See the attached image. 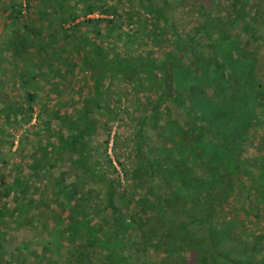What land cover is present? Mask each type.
Listing matches in <instances>:
<instances>
[{
    "label": "trees",
    "instance_id": "obj_1",
    "mask_svg": "<svg viewBox=\"0 0 264 264\" xmlns=\"http://www.w3.org/2000/svg\"><path fill=\"white\" fill-rule=\"evenodd\" d=\"M262 2L0 0V264H264Z\"/></svg>",
    "mask_w": 264,
    "mask_h": 264
},
{
    "label": "rangeland",
    "instance_id": "obj_2",
    "mask_svg": "<svg viewBox=\"0 0 264 264\" xmlns=\"http://www.w3.org/2000/svg\"><path fill=\"white\" fill-rule=\"evenodd\" d=\"M171 1L172 3H170V6H169L170 8L171 7L173 8V11L172 9H170V12H172L171 17L173 21L175 22L176 28L178 29L182 37H186V36H190L194 34L197 29L192 19V16H191V14L196 11V7H195L196 3H199V5L204 6L205 9H208L212 4L216 5L217 3V0H171ZM262 4L264 5L263 2ZM166 15H169V14H166ZM262 72L263 70L259 69L256 74H261ZM67 91L69 90H66V92ZM137 96L139 97L140 94H137ZM129 105L130 104H126L125 107L126 108L129 107ZM142 106L144 110L145 104ZM134 108H135V105L133 106L132 112L135 110ZM140 111H141V107H139V111L136 114L140 113ZM111 145L112 144H110V146Z\"/></svg>",
    "mask_w": 264,
    "mask_h": 264
},
{
    "label": "built area",
    "instance_id": "obj_3",
    "mask_svg": "<svg viewBox=\"0 0 264 264\" xmlns=\"http://www.w3.org/2000/svg\"><path fill=\"white\" fill-rule=\"evenodd\" d=\"M132 28V27H131Z\"/></svg>",
    "mask_w": 264,
    "mask_h": 264
}]
</instances>
